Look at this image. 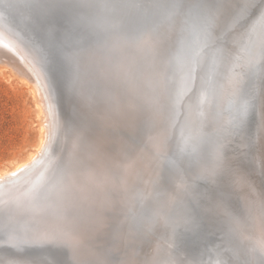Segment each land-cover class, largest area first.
I'll return each instance as SVG.
<instances>
[{"label": "water", "instance_id": "1", "mask_svg": "<svg viewBox=\"0 0 264 264\" xmlns=\"http://www.w3.org/2000/svg\"><path fill=\"white\" fill-rule=\"evenodd\" d=\"M4 2L5 0H0V26L4 30L10 31L17 39L25 42L24 45L26 48L37 58L36 62L46 77L49 95L55 105L60 122L66 117H69L71 120L76 119L77 116L80 118V114L78 115L77 113V103L75 104L72 100L74 74L76 66L79 65V56L91 47H94L96 43L109 33L118 32V39L125 41L117 45L116 50L123 52L124 60L132 63L134 75L137 70L143 71L140 76L138 74L136 76L140 77L142 81H144L142 77L146 80L145 82L150 86L153 96L146 97V103L141 96L149 93L146 91V94L144 92L142 93L139 86L133 82V91L137 93V95L134 94L135 98L133 100H137L140 104L144 101L142 108L141 106H136L138 109L136 112H142L143 116L140 117L144 119L140 121L141 125L138 126V129L144 123L152 124L154 129L151 133L157 130L155 135H158V137L155 135L154 137H149L147 135L144 138L146 142L145 148H139L137 153L135 151L138 147L136 146L137 149L134 148L135 144H137L136 139H132V146L129 143L124 147L121 143L123 147L121 151L123 160H126L128 165L131 166H125L126 163L122 159L117 160L116 163L114 162V165L111 164L113 167L126 169L124 176L123 174L121 176L122 182H125V184L122 189L118 186V189H121L120 192L127 191L129 194L127 212L124 214L125 219L120 224L125 229L121 230L120 225L117 229H120V232H122L123 240L120 242L124 246L129 245L126 250H132V252L136 253L135 256L137 258L131 260L132 263L178 264L179 262H187L191 264H224V261H221L217 256L223 247L219 241L220 234L230 229L228 227L229 215L235 213L240 215L238 223L240 233H242L239 228L240 224L241 226L243 225L246 231L249 230L252 233L250 229L253 226L252 212L248 211V215L245 217L240 209H236L231 204L229 199L226 201H209L204 196L209 192L219 189L218 184L215 183L216 177L208 178L213 173L212 170H216L217 172L222 170L228 175L231 185L235 186V176H243L245 174L243 171L244 168L242 167L243 159L240 157L242 154H239V149L236 148L235 143L231 142V146L233 147L231 153L232 151L238 150L237 155L233 156L232 154L233 157H231L229 151H227L218 160V165L222 163V167L218 171L217 165L214 164L213 167H209L208 161H205L209 158L202 153L205 150L203 144L205 140H208L205 147L209 146V156L212 158L214 150L217 151L220 147H224L218 136L220 133L223 136H227L224 133L225 129L228 128L230 139L241 136L239 132H233L236 129L237 118L239 116H234L233 114H236V112L246 107L250 94L253 95L256 93L253 98L256 104L259 102L258 100L264 99V93L257 90L258 84L254 92H251L250 89L251 87L254 88V77L256 76L255 66L248 67V70L251 71L250 74L249 72L244 74V88L241 93V103L238 109L227 116L226 111L232 107L233 103H229L228 107L226 104H223V94L219 92L218 86L225 80L221 77L224 75H214L216 64L222 58L215 54L214 51L210 52L207 49L200 50L196 47L195 38L198 25V13L196 11H192L189 14H182L169 6L171 0H94V2L101 4L121 5L116 8H102L99 10H80L71 7H61L53 10L49 14L48 22L55 28L54 34L51 37L55 47H49L45 36L41 32L26 27L27 18L35 16L37 13L36 9L26 7V5L33 3L34 0H12L15 6L10 9L9 13L3 11L2 5ZM74 2L76 0H65V3L69 5ZM122 5H139V7H123ZM88 12L93 14L95 24L92 28L85 31L83 28L77 27L74 22L78 15ZM175 18H177V21L173 22V25L177 27L176 30H161L156 35H150L151 33L147 35L144 33L142 37H138L140 32L154 29L156 21ZM229 23L230 21H227L225 25L228 26ZM240 32L238 29L230 40L224 41L234 49L231 56V64L235 65L234 62L243 58L242 56L243 54L245 56L246 51H253L256 43L262 45L261 60H264V18L257 15L250 26ZM86 34L87 39L84 38ZM189 35L194 40L192 54L195 55L199 51L200 57L203 58V64L202 66L198 65L196 69L197 76H201V81L193 95L190 108L187 110V122L185 125L180 126L175 119H172L176 106L169 102V98L172 100L170 95L175 90L182 88L183 85L180 78L175 87L170 86L173 79L170 78L168 66L170 65L169 59L173 60L177 65L180 63L183 64L184 54L181 52L183 46L182 41ZM161 48H168L170 50V55L165 61H161L157 55V52ZM114 54L116 55V53ZM131 55L140 58L137 60L132 58L130 61L129 58ZM113 65H102V69L113 70ZM120 77L119 75L118 79ZM261 82L264 84V75ZM153 83L156 85H153ZM166 84L169 85V88ZM98 97L94 96V99L97 100ZM105 104L99 107L94 104L92 105L94 106V110L88 117L86 124L90 120L91 124H95L96 126L93 117L98 110L99 116L103 113L104 121L108 118L111 121L112 117H108L107 114H112V107L105 106ZM92 106L91 110L93 108ZM260 108H258V113H256L258 136L255 147H258L261 152L262 163L260 164H263L262 171L264 175V144L260 146V143H258L260 133L263 132L264 134V111ZM125 109L127 110V106H125ZM117 112H119V109ZM158 112L162 120H159ZM137 119L129 123V125L127 124L126 129L133 131L138 125L135 124ZM227 120L229 126L225 123ZM72 126H79V124L75 123ZM81 127L83 128V124H81ZM209 128L218 133H209ZM160 135H162V138H160ZM155 139H158V142H160V147H158L160 151L156 152V146H152L151 144L152 141L155 142ZM239 139L241 140L236 141L237 143L244 142L242 137ZM108 141L106 140V143ZM103 143V140L98 141L99 147L96 151L99 152L96 155V159L98 158V164L105 163L106 165L108 156L103 152L105 150V144ZM243 150L246 151L245 148ZM150 152L154 154L151 158L152 173L148 177L145 173V164L146 161L149 162V158H146L145 154ZM174 153L175 155H173ZM117 155L116 159L119 158V154ZM170 157L174 163L166 167ZM177 158H179V165H181V162L183 163V167L181 168L188 170L189 174L185 178H180L177 181L178 186H180L177 188V192L166 199V195H162L161 189L166 185L172 169L175 168ZM231 160H233V163L228 164V161ZM135 166L136 169L139 168V172L134 170ZM140 172L142 175H139ZM129 180L130 183H127L126 181ZM109 181H111L110 177ZM188 186H191V190L186 194ZM234 191L239 195L236 189ZM131 192L134 194L131 195ZM44 194L48 197L54 196V190L51 188L45 189L42 194L40 193V196ZM158 197L164 198L157 200ZM148 199H151L155 211L149 209L144 213L140 207ZM240 208L242 209L241 206ZM263 209L264 205L260 210V215L264 218ZM8 215L0 212V242L7 239L4 233L7 232L6 220L8 217L6 216ZM143 216L153 217L152 219H143ZM114 225L116 226V224ZM17 236H21L23 239L25 237L19 231H17ZM243 241L249 245V248L254 247L252 242L255 243V239L243 237ZM187 243L188 245L194 246V248H189ZM48 247L45 243H27L24 241V243L12 249L21 251L35 250L33 251L35 255L28 259L35 264H82L86 260L78 257L76 254L81 256L82 253H79L77 250L75 251V249L74 252L76 254L70 249L72 259L69 260L67 257L69 255L68 249L66 250L60 245L51 249ZM0 250H2V247H0ZM181 251L186 253L181 254ZM257 253H259L260 260H264V255L258 251H254V254L257 255ZM247 256L250 258H246ZM254 256L252 253H244V258L247 259L246 261L249 264H257L252 259ZM194 258L195 261L193 262ZM0 262H2L1 259Z\"/></svg>", "mask_w": 264, "mask_h": 264}, {"label": "bare ground", "instance_id": "2", "mask_svg": "<svg viewBox=\"0 0 264 264\" xmlns=\"http://www.w3.org/2000/svg\"><path fill=\"white\" fill-rule=\"evenodd\" d=\"M241 1L242 0H232V4L235 2L234 4L236 7L239 4H241ZM238 12H239V9H238ZM158 28L157 29L154 28V29L158 30V32L164 29L161 27L162 29L160 28L159 30ZM227 28H229L228 31L231 32L233 28V23L232 24L229 23ZM154 29L153 31H155ZM246 29H247V24L246 22H243V19H242L240 22L239 30L242 32ZM145 32L147 33V31ZM150 33L151 32H149L148 34ZM156 33L157 32L155 31V34ZM7 34H8L7 31L4 30L0 26V46L1 47H3L5 44L11 43L12 51L19 52L20 54L26 53L29 58H35V55L31 53L24 45L25 42H22L21 40L17 39L14 35H12L13 38L12 37L10 38L8 37ZM142 34L144 35V32ZM225 34H228V32H226ZM225 34L223 36H226ZM231 34L229 33V35ZM108 37H109V34H108ZM117 37L118 35L115 37V39ZM109 39L113 40V37L112 38L109 37ZM115 39L113 43L115 42ZM104 42H106V40ZM108 43L110 46L111 45L110 42ZM113 43L111 47L114 45L117 46L118 44V43L117 44L116 43L113 44ZM109 46L106 45V47L108 48ZM136 46L138 45L136 44ZM115 47H113V50ZM261 47L262 45H260V43H256L253 51H250V52L246 51L245 56L244 54L243 56L241 55L243 58H240L239 55H237L240 59L234 62L235 65L231 64V60L228 62H225L223 59H220L216 64V70H215L216 76L224 75L221 77L225 79L222 83L219 82L221 84L218 86L219 92L223 94L222 96L223 104H226L228 107L229 103H233L232 107L226 111L227 116L234 113L238 109L239 104L241 103V93L243 91L244 82H245L244 74L247 72H249V74L251 73V71L248 70V67L255 66L256 76L254 77V80H255L254 85L256 87V84L258 83L257 90L259 92L264 93V84H262L261 82V80L263 79V75H264V60H261L262 59ZM101 48L103 47L101 46ZM98 49L100 50V48H97V50ZM105 51L107 50H104V52ZM111 51L112 50H110V52ZM86 52L88 54V51ZM107 53L109 52L107 51ZM116 53L118 52L116 51ZM119 53L118 55H120ZM103 57H104V54H103ZM119 57H121V55ZM238 57H235V58H238ZM132 58L137 60L140 57H137V56L134 57V55H131L129 58L130 61L132 60ZM119 59L120 60H115L116 63L113 61L115 63V65H113V68H114L113 70H109L106 68L102 69V67H96L94 68L95 72L89 71L90 73L88 72V74L87 72H85L86 75L83 79L77 80V78H75L78 81L77 83H78L79 90L83 92L84 99L86 101H89L90 105L92 104L103 105L104 103H106L105 106L112 107V111L114 112V114L117 113L116 117L112 118L111 121L109 120L104 121V119H102L101 117H98L94 119V122H96V125H97V127L95 126V129L92 127L91 123L90 125L87 123L85 124L87 125V128L83 129L84 131L81 132L80 136L72 135L69 137L66 143V146L67 148H69L70 152H66L67 154L66 155L64 154V156H62L60 160L59 159L56 160L52 168L53 180H51L48 183H46L45 181L44 185L41 186L42 190L40 192L37 191L38 192L37 194H35V191H32V193H30L29 197H30L31 203L29 204L25 203L27 202L26 200H29V198L25 199L24 196H22V198L13 200L8 204H5V205L0 204V212L5 213L6 215L10 213L8 216H6L8 217L6 220V228L9 234L17 235V231H19L21 234L25 236L23 239L25 242L45 243L47 244V246H49L48 248L50 249L58 247L59 245L61 247L65 245L67 246V249L69 247L78 249V250L79 249L87 250L91 248L92 253H90V255H92V258H93L92 263L94 262L95 264H103L102 260L104 261V258L106 257L107 253L111 254L112 256L119 255V254L124 255V253L120 251L119 248L117 249V247L115 246L110 247V246L105 245V243L107 244L111 243L112 238L118 236L119 232L122 230L121 229L122 225L120 224L122 223V220L125 219L124 214H126L127 212V207H128L127 204L129 201L128 192L127 191L120 192V190L125 184V182L124 183L122 182L121 176L122 174L124 176V172H126V169L125 168L119 169V168H116L115 166L114 168L113 165L117 162V160L119 159L123 160V157L121 154V151L123 149L122 144L124 147H126L129 143H131V146H132V139H136L137 144H135L134 148L137 149L138 147V149L139 148L141 149V147H143V144L145 142L144 138L147 135L149 137L151 136L154 137V135L150 136L147 132L144 131V129H141V127L138 129V126L141 125L140 121L144 119L140 117V116H143L142 112L139 111V114L136 112V106L144 105V101L147 103L146 97L153 96V95H152L150 86L148 85V83L145 82L146 80L142 77V79L144 80L142 81L140 80V77L136 76V74L140 76L143 73V71L137 70L136 74L134 75V68H133L132 63L129 62L128 60H124L123 57ZM83 60H81V62ZM89 60L90 59L88 58V61ZM107 60L109 61V58L103 61L107 62ZM81 62L79 63L82 64ZM90 62L92 63V59L91 61H89V63ZM91 63L89 66L97 62L95 61L93 64ZM99 65L100 63L98 64V66ZM82 66H84L85 68V66L87 65L82 64ZM76 68H78V66H76ZM79 70H82V69L79 68L77 71L79 72ZM1 71L2 70L0 69V72ZM80 72L78 74H81ZM75 74H77V72ZM78 74L76 76H79ZM119 75L121 77L118 79ZM81 77L82 76H80L79 78ZM28 79L30 80V78ZM75 79L74 81L76 82ZM199 80H201V77ZM25 82L29 85L28 81L25 80ZM133 82H135L139 86L142 93L144 92V94H146L145 91L149 93L144 96H141L144 100L142 104H140V102H138L137 100H133V98H135L134 94L137 95V93L133 91L134 90ZM94 85L98 87L94 89ZM153 85H156V84L153 83ZM166 86L169 88L168 84H166ZM73 87H74V84H73ZM75 89L76 90L74 92L76 93L78 90L77 88ZM250 89H251V92L252 91L254 92L256 88L251 87ZM30 91L34 98L35 109L37 113V127H38V135H39L38 144L35 146V148H33L34 149L33 151H30L26 155L25 158L16 159L15 161L11 162L8 166L0 169V182L1 183L4 181L7 182L10 179L20 178L27 173L29 174L31 173L30 176L35 175V163L38 160H40V158H42V156L48 151V148H49L48 147L49 142H48V145L47 144L45 145L46 134H47L46 127L48 126H46L42 120L41 102L39 101V97L37 96V93H36L37 91L36 89L34 90L33 86L30 87ZM93 94H95V96H99L97 100L93 98ZM72 97H76V95L73 94ZM79 97L81 98V96ZM76 98L75 99L73 98L72 100H77ZM90 98H92V101ZM257 104H258L257 105L258 108L261 107L262 109L261 108L260 109L264 111V99L260 100ZM125 106H127V110L125 109ZM129 108L131 109L129 110ZM118 109H119V112H117ZM239 114H240V111L236 112V114H233V115L236 116ZM134 116H138L136 117L138 118L136 121V124L138 125L135 127V129H133V131H131V129L129 131L128 129H126L127 127L126 125L127 124L129 125V123L133 122ZM158 117H159V120H162L161 119L162 117L159 114V112H158ZM115 122H117V124ZM225 123L227 126H229L228 120L225 121ZM224 133L227 136H224L223 137L224 139L221 138V140H225V143L227 144H231V142H234V139H230V136H229L230 133H229L228 128L225 129ZM260 134L261 135H260V139L258 140V143H260V146H261L264 144V134L263 132ZM155 136L158 137V135H155ZM160 137L162 138V135H160ZM235 138L239 139L241 138V136H236ZM245 138L248 141L246 142L245 140L244 141L245 143L242 142L241 144L238 145L239 150L242 151L241 153L242 155H240V157H242L243 159L242 167L244 168L243 171L245 174H243V176L242 175L237 176V177L235 176L234 178L235 186L233 187H234V190L236 189V191H238L239 193L238 195L235 192L238 200L240 199V201L242 202L241 203L239 201L240 206L242 207V209L239 208L241 210V213L246 217L248 215V211L252 212L253 226L250 229L252 233L254 234H252L249 230L246 231L243 225L241 226V224L239 225V228L241 229V232L245 238H249L253 240L255 239V243L252 242L254 247H251V251L253 252L258 251L262 255H264V222H263L264 218L260 215L261 214L260 210L264 205L263 204L264 203V175L262 171L263 164H260L262 163L261 156H260L261 154L260 149H258V147L253 146L254 142L257 141V139L255 141L253 133L251 132L250 134L246 135ZM100 140L104 141L103 144H105V150L103 152L106 153L108 156L106 165L105 163L98 164L97 163L98 158L96 159V155H98L97 153L99 152L96 150H98V147H99L98 141ZM106 140H109V141L106 143ZM151 144L152 146H156L155 152L160 151V149L158 148L160 147V142H158V139H155V142L152 141ZM144 146H146V144ZM243 148H245L246 151L243 150ZM219 152H222V151L219 150ZM229 153H230V150H229ZM117 154H119L118 159H116ZM145 156L146 158H149V162L146 161V164H145V168H147L150 165H152L151 158L153 154L147 153L145 154ZM123 161L126 163L125 166H128V167L131 166V165H128L126 160H123ZM224 163L226 162L224 161ZM232 163H233V160L228 161V164H232ZM134 170L136 172L140 171L139 168L136 169V166ZM109 177L111 178V181H109ZM126 182L130 183V180ZM37 183H40V182H36V183L34 182L33 185H36ZM50 184H52L51 187L53 185L55 187V190H56L55 193L58 197L57 201L60 202L58 204L59 209H56L53 205H51L52 204L51 199L45 198L43 195L40 196V193L42 194V192L45 189H48V186H50ZM118 186L121 189H118ZM131 195H133L132 192H131ZM24 203L26 204V206L21 207V205ZM73 204H77L78 206V208H75V209L73 208L74 209L73 212H75L76 210L78 212L77 217L75 218L71 216L70 214V211L73 210L72 209ZM107 221L114 222L112 225L113 228L115 226L114 224H116L117 228H119V225H120L121 230L120 229H112L113 231L105 230L104 225L108 223ZM62 226L66 227L65 231H63L60 228ZM90 239L91 240L96 239L94 242V245H92V243L90 242ZM0 243L1 245H3L5 242L4 243L0 242ZM221 243H223V241H221ZM229 244L230 243H225L223 247L221 248L220 252L218 253L217 257H219L221 261L225 262L229 259V257H231L234 260L233 258L235 255L234 250L231 249ZM3 247L2 249L6 250V248L10 246L6 247L4 245ZM13 247H18V246H13ZM4 254L3 256L4 258H6L5 257L6 252H4ZM10 255H8V257ZM10 257L11 258H8V260H11L13 264H35L25 259L23 256H19L21 258H16L15 255H14V258H13V255ZM4 258H2V260H4ZM194 261H195V258L193 259V262ZM178 264H181V262H179ZM184 264H191V263L185 262Z\"/></svg>", "mask_w": 264, "mask_h": 264}, {"label": "rangeland", "instance_id": "3", "mask_svg": "<svg viewBox=\"0 0 264 264\" xmlns=\"http://www.w3.org/2000/svg\"><path fill=\"white\" fill-rule=\"evenodd\" d=\"M243 2H244V0L241 1V4ZM234 3H233L234 7L232 8L231 12H232V15H235V14L237 15L238 13H236V11H238V8L235 7ZM255 19H256V17L249 16V17L243 19V22H246L247 27H249L250 24ZM174 21L176 22L177 18L171 19V20H167V19L158 20V21H156V26L154 28L157 29L159 27L158 29L160 30V28L162 27V28H164V29L161 28L162 30H169V31H173L174 29L176 30L177 29L176 26L172 25ZM227 21H230V23L232 24L231 20H226L225 22H227ZM159 24L161 27L159 26ZM168 27H170V28H168ZM227 27L228 26L225 27L223 34L221 33V35H220V38L222 41L228 37H229L228 39L230 40L232 38L231 37L232 34L234 35L235 31H238L237 29H239L240 23H238V24L233 23V28L231 30L232 34H231V32L228 31L229 28H227ZM233 30H234V32H233ZM148 31H150V30H147V33L145 31H143V32L148 34L149 33ZM155 31L158 33V30H155ZM155 31H153V29H152L150 31L151 32L150 35H154ZM143 32H140V34L138 35L139 38H140V36L143 35L142 34ZM226 32H228V34H225ZM7 33H8L7 34L8 37L11 38L12 34L9 31H7ZM117 33L118 32H112L111 35L109 33V37L110 38L113 37V40L109 39V37L107 35L106 37H104L105 39H101L102 43H101V41H99L98 43H96L94 45V47L96 49L91 47V49L87 50L88 54H87V52H83L79 56V57H81V58H79V62H81V60L84 59L83 60L84 62L82 61L81 63L83 65H87L88 67L85 66V68H84V66H82V64L79 63L78 68H76L75 73L77 72V74H78L81 71L80 72L81 74H78L79 76H76L77 74H74L75 75L74 79L75 78H77V80L83 79L86 75L85 72H87V74L89 71L95 72L94 68L99 67V66L102 67V65H104V64L107 65L111 61H112L111 63H113L115 65V63H116L115 60H120L119 58L123 57L124 53L123 52L119 53L116 50L117 49L116 45L111 47L115 37L118 35ZM229 33L231 35H229ZM113 34H114V36H113ZM224 34L227 37L223 36ZM224 37H226V38H224ZM106 38H108V39H106ZM117 38H119V37H117ZM117 38L115 39V42H114L116 44L118 43L117 45L125 42L123 39L120 41ZM228 39H226V41ZM105 40H106L107 44H106V42H104ZM108 42H110V44H111L110 46H109ZM103 43H104V45H103ZM105 44L107 46H109V48L106 47ZM11 46H12L11 43L5 44L3 47L0 46V69L2 70L0 72V169L8 166L11 162L15 161L16 159L25 158L26 155L30 151H33L34 150L33 148H35V146L38 144V139H39L38 136L39 135H38V127H37V113H36V109H35L34 98H33V95L31 94V91H30V87H32V86H33L34 90L36 89L37 96L39 97V101L41 102L42 120H43L44 124L46 126H48V127H46L47 128L46 129L47 134H46L45 145L46 144L48 145V142H49V146H48L49 148H48V151L42 156V158H40V160H38L35 163V175L30 176L31 173L30 174L27 173L24 176L17 178V179H10L11 181L10 180L7 182L4 181L2 183L0 182V204H2V205L8 204L13 200L20 199V198H22V196H24L25 199L29 198V200H26L27 202H25V203H27V204L31 203V200L29 197L30 193H32V191H35V194H37L38 192H40L42 190L41 186L44 185L45 181H46V183H48L51 180H53L52 168H53L56 160L57 159L60 160L62 158V156H64V154L65 155L67 154L66 152H70L69 148H67V146H66V143H67L69 137L72 135L80 136L81 132L84 131L83 129L87 128V125H85L86 121L94 110V106H92L93 104L90 105L89 101H86L84 99L83 92H81L79 90L78 83H77L78 81L75 79L76 82L74 81V87L72 89V93L74 95H76L77 98L72 97V99L73 98L77 99V100H73V101L75 102V104L77 103V106H78L77 113H78V115L80 114V118H79V116H77L76 119L71 120L69 117H66V118L62 119V121L60 122L59 115H57L58 113L56 111L55 105L52 102L51 97L49 95L46 77L36 62L37 58L36 59L35 58H29L26 53L20 54L19 52L12 51ZM101 46L104 49L101 48ZM113 47H115L114 50H113ZM97 48H100V50L99 49L97 50ZM109 49L112 51L110 52ZM104 50H107L109 53H107V51L104 52ZM102 51H103V53H102ZM116 51L121 55V57H119L120 55H118V53H116ZM114 53H116L117 56H115ZM103 54H104L105 58L107 57L106 59L109 58V61L107 60L108 63L106 61L105 62L103 61V60H106L103 57ZM88 58L90 59L89 61H91V59H92V63L90 62L91 64H93L95 61L97 63H94L93 65L89 66L90 63L88 61ZM96 58H97V60L100 58H102L103 60L100 59L97 61ZM98 62L100 63L99 66H98V64H99ZM170 64L175 65L177 67L182 65L181 63L179 65L175 64L173 60H170ZM106 65H104V66H106ZM79 68L82 70H79V72H78L77 70ZM83 70H85V71H83ZM82 72H83V74H82ZM214 75H216V74L214 73ZM80 76H82V77L79 78ZM198 77L199 76H197V73H196L195 82L190 87L188 84H186V82L183 80V78L181 76L177 75V76L173 77L170 75V78L173 79V81H171V85H170L171 87H175L176 83L179 81L180 78L182 80V83L184 84V85L182 84L183 85L182 88H180L179 90H175V92H173L170 95L172 100H170V98H169V102H171V104H174L176 106V108H174L175 113L173 114L174 116L172 115V119H175V121H177V124H180V126L185 125L187 122V116H188L187 110L190 108L191 101L193 98L192 95H194V93L196 92V88L198 86V83L201 81V80H199L201 76L199 77V79H198ZM28 78H30V80ZM25 80L28 81L29 85L25 82ZM30 85H32V86H30ZM96 87L97 86L94 85V89H96ZM75 88H77V90H78L76 93L74 92L76 90ZM254 88H255V85H254ZM80 94H82V95H80ZM255 94L256 93H254L253 95L250 94V96L248 97V99H247L248 104L246 105V107H244V109H246L244 120L241 124L236 126V129L233 130L234 133H236L238 131L241 134V137L244 141L246 140L245 136L250 134L251 132L254 135L255 141H256L257 136H258V134H257L258 120H257V114H256V113H258L257 112L258 111V106H257L258 104H256V101L253 99ZM79 96H81V98ZM94 96H95V94H93V98H94ZM90 99L92 101V98H90ZM85 101H86V103H85ZM258 101H260V100H258ZM91 106L93 107L92 110H91ZM96 106L99 107V106H101V104L96 105ZM138 106H140V105H138ZM141 108H142V105H141ZM136 110H138L137 107H136ZM113 113L114 112L112 111V114L109 113V114H107V116L108 117L111 116L112 118L116 117V113H115V116ZM137 113L139 114V111H137ZM98 117L103 118V113L99 116V110L96 111L95 116L93 118L96 119ZM108 117H106V118H108ZM136 117H138V116L133 117V122L136 120ZM45 118H47V119H45ZM103 119H105V118H103ZM108 119H107V121H108ZM75 123L79 124V126H72V124H75ZM87 123L90 125L91 121L89 120ZM115 123L117 124V122H115ZM81 124H83V128L81 127ZM92 127L95 129V124H93ZM141 129H144V131L147 132L150 136L155 135V132L157 131V130H155L151 133V131L154 129V127L152 124H148V123L143 124V127L141 126ZM214 131L215 130H212L211 128H209V130H208L209 133H211V132L212 133H215V132L218 133L217 131H215V132ZM221 134L222 133H220V135L218 134L219 135L218 137H220V140H221V138L224 139L223 138L224 136ZM47 136H48V138H47ZM239 140H241V139L234 138V143H235V146L237 149H239L238 145L241 144V143H237ZM207 141L208 140L204 141L203 147L205 150L202 151V153L207 155V158H209V159L205 160V161H208L209 167H212L215 163H216L215 165H218V160L229 150H230L229 154L231 156H232V154H233V156L237 155L238 150L234 151V152L232 151V153H231V149L233 148L231 146L232 144H227V143H225V140H221L222 143L225 144V145L223 144L224 147H220L221 149H217V151L214 150V155L211 158L209 156V146L205 147ZM247 141L248 140H246V142ZM145 144H146V142H144V144H143L144 148H145V146H144ZM255 144H256V142H254L253 146H255ZM184 145H185V143H184ZM143 147H141V149ZM138 150L139 149H137V151H135V152H138ZM219 150H221L222 152H219ZM238 152H239V154L242 153V151H240V150ZM150 154H154V153L150 152ZM178 162H179V158L177 159V161L175 163V168H173L171 171L170 177L167 179L166 185L163 186L161 189L162 195L163 196L166 195V199H168L170 195H174L177 192V188L180 187V186H178L177 181L180 178H185L186 175L189 174L188 170H186V169L183 170ZM37 167H39V168H37ZM151 170H152V165L145 168V171H146L145 173L148 177L152 173ZM219 170L220 169H218V171ZM28 172H30V171H28ZM212 172H213V170H212ZM140 175H142L141 172H140ZM214 177H216L215 183L218 184L219 189L216 191L209 192L204 197H206V199H208L209 201H214V200L226 201L227 199L230 198L229 201L231 202V204L236 209H239L240 203H239V200L235 194L233 186L231 185V182L229 180L228 175L226 173H224L222 170H220V172L216 171V174L214 175ZM18 181H19V183H18ZM34 182L35 183L40 182V183L33 185ZM174 182H176V183H174ZM51 185L52 184H50V186H48V188H51L52 190H54V196L48 197L45 194L43 196L45 198H50L52 201L51 205H53L56 209H59L58 204L60 202L57 201L58 197L55 193L56 190H55L54 185L52 187H51ZM233 194L235 197L233 196ZM163 198L164 197H162V198L158 197L157 200H162ZM25 203L22 204L21 207L26 206ZM73 208L74 209L78 208L77 204H73L72 209ZM140 208L142 209V211L144 213L146 211H148L149 209L155 211V209L151 203V199H148L146 201V203H144ZM74 209L70 211V214H71V216H73L75 218V217H77L78 212H77V210L75 212H73ZM75 213H76V215H75ZM144 217H146V216H143L142 218L143 219H147V218L152 219L153 216H147L146 218H144ZM234 218L240 220V215L236 214V213L229 215L228 227L230 229L228 231L220 234L221 237L219 239L221 241H223V243H221V244L224 245L225 243H230L229 245H230L231 249L234 250V254H235V255L233 254L234 255L233 258L237 264H249L246 261L247 259L244 258V253H247V252L255 255L252 259L257 264H259V262L261 261L259 256H258L259 253H257V255L254 254V252L251 251V247L249 248L248 247L249 245L244 243V241H243L244 236L238 230V223L234 222ZM209 220H210V218H209ZM107 222L108 223H106L104 225L105 230L113 231L112 229H117L116 226H114V228L112 226L114 222H111V221H107ZM215 224L217 225V223H215ZM64 225H66V224H64ZM60 228L63 231L66 230L65 226H62ZM121 229L124 230L125 227L122 225ZM121 233L119 232L118 236L112 238L111 243H108V244L105 243V245L110 246V247L115 246V247H117V249L119 248L120 251H122L124 253V255L119 254V255H115L116 256L115 257L114 255L112 256L111 254L107 253L106 257L104 258V261L102 260L103 264L104 263L105 264L106 263H108V264H133L131 260H134L135 258H137L135 256L136 255L135 252H132V250H126L129 245H125L126 246L125 247L124 244L120 242L123 240ZM92 238H94V237H92ZM95 240L96 239H94V240L90 239V242L92 243V245H94ZM5 241H1V242L4 243ZM0 246L3 247L4 245H1V243H0ZM187 246L189 248H194V246L188 245V243H187ZM12 247L13 246H10V247L6 248V250H4L5 248L3 247L4 249H2V250H4V251L0 250V254H2V253L4 254V252H6L5 257L7 259L4 258L3 254L0 255V258L1 257L4 258V260H2V258H1L2 261L8 260V258H11L10 256H12V255H13V258H14V255L16 258H21L19 256H23L27 260H28V258L30 259V257H33L35 255V253H33V251H35V250H22L21 251V250L12 249ZM62 248L67 250V246H65V245L62 246ZM70 249L73 253H75L74 248H71V247L68 248L69 255L67 257L69 260L72 259V253H70ZM76 250L79 253H82L81 256L79 254L75 253L78 257L86 259L83 261L82 264H93L94 263V262L92 263L93 258H92V255H90V253H92L91 248L87 249V250L86 249H84V250L75 249V251ZM7 253H9V254H7ZM180 253L183 254L186 252L181 251ZM8 255H10V256L8 257ZM246 258H250V257L247 256ZM242 259H243V261H242ZM136 264H138V263H136Z\"/></svg>", "mask_w": 264, "mask_h": 264}, {"label": "snow or ice", "instance_id": "4", "mask_svg": "<svg viewBox=\"0 0 264 264\" xmlns=\"http://www.w3.org/2000/svg\"><path fill=\"white\" fill-rule=\"evenodd\" d=\"M12 0H5L3 3V11L9 13L10 9L14 7ZM121 5L116 4H101L94 2V0H76V2L71 5L66 4L65 0H34L33 3L26 5V7L31 9H36L37 13L35 16L27 18L26 27L33 28L41 32L45 38L49 47H55L52 42L51 37L54 34L55 28L50 25L49 14L61 7H71L80 10H99V9H110L120 7ZM123 7H139V5H122ZM170 7L176 9L182 14H189L192 11L198 13V25H197V35L195 38V45L198 49H207L210 52L214 51L215 54L219 55L225 62L231 60L233 47L225 43L220 39L221 33L225 30V21L231 20L232 23L238 24L242 19L249 16L255 17L259 15L264 18V0H244L242 4H239V12L237 15H232V0H171L169 4ZM75 25L77 27L83 28L85 31L94 26L95 20L93 19V14L88 12L86 14L78 15L75 19ZM87 39V34L84 37ZM179 39V37H178ZM194 40L191 35L182 41L181 52L184 54V62L181 66L177 67L175 65L168 66V72L171 76L175 77L177 75L181 76L184 81L189 85H193L196 79V69L198 65L203 64V58L200 57L199 51L195 55L192 54ZM174 47V44H173ZM161 61L167 60L170 55V50L168 48H161L157 52ZM246 109H242L237 118V125L243 122L245 117ZM175 155V153L173 154ZM178 159V158H177ZM174 161L171 157L168 159L166 167L169 164H173ZM181 167L183 163L181 162ZM222 167V163L217 165L219 169ZM216 174V170L208 177L213 178ZM191 186H188L186 194L190 192ZM234 222L239 223V220L234 218ZM175 230V229H174ZM7 237L5 241V246H18L24 243L21 236L11 235L8 232L4 233ZM0 264H13L11 260H5L0 262ZM184 264V262H181ZM224 264H236V262L229 257ZM264 264V260L261 261Z\"/></svg>", "mask_w": 264, "mask_h": 264}]
</instances>
